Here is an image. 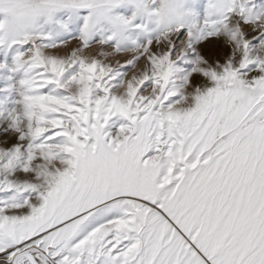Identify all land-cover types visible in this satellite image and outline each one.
Masks as SVG:
<instances>
[{"label": "snow or ice", "instance_id": "6c2138e0", "mask_svg": "<svg viewBox=\"0 0 264 264\" xmlns=\"http://www.w3.org/2000/svg\"><path fill=\"white\" fill-rule=\"evenodd\" d=\"M0 264H264V0H0Z\"/></svg>", "mask_w": 264, "mask_h": 264}]
</instances>
